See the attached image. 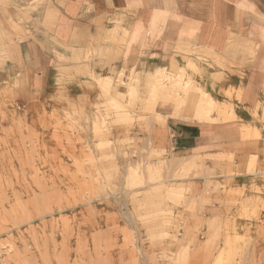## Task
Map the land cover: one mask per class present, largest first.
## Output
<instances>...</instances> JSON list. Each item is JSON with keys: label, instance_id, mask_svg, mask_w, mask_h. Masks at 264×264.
<instances>
[{"label": "rangeland", "instance_id": "1", "mask_svg": "<svg viewBox=\"0 0 264 264\" xmlns=\"http://www.w3.org/2000/svg\"><path fill=\"white\" fill-rule=\"evenodd\" d=\"M8 1L27 21L31 7L42 3ZM6 14L11 20L0 18V264H264V218L253 220L252 234H237L227 222L204 236L209 223L197 217L200 200L189 182L200 165L174 157L164 124L155 123L163 119L154 113L158 101L179 108L176 100L185 98L169 69L165 79L162 71L97 74L90 57L75 53L69 69L61 63L55 69L50 89L34 91L29 76L11 67L8 26L16 23ZM173 72L202 87L197 62ZM104 76L107 88L98 80ZM161 83L173 101L152 107L149 94Z\"/></svg>", "mask_w": 264, "mask_h": 264}, {"label": "crops", "instance_id": "2", "mask_svg": "<svg viewBox=\"0 0 264 264\" xmlns=\"http://www.w3.org/2000/svg\"><path fill=\"white\" fill-rule=\"evenodd\" d=\"M30 10L28 22L0 0V18L11 20L9 11L16 23L8 26L11 67L34 91L50 89L55 69H69L75 53L90 57L97 74L174 75L189 60L199 64L202 87L187 76L194 90L179 108L158 101L163 119L155 123L164 124L174 157L200 165L189 182L197 217L209 223L204 236L227 222L252 234L253 220L264 218V0H42ZM200 91L217 102L210 120L194 117Z\"/></svg>", "mask_w": 264, "mask_h": 264}, {"label": "bare ground", "instance_id": "3", "mask_svg": "<svg viewBox=\"0 0 264 264\" xmlns=\"http://www.w3.org/2000/svg\"><path fill=\"white\" fill-rule=\"evenodd\" d=\"M162 75L165 79V76L167 74L165 75V71H162ZM170 76L173 77L172 79H173L174 83L179 82L181 84L182 92L185 94V97L189 94V92L191 90H194V88H193L194 86L191 85V81L189 79L188 80L186 79L188 77H186L184 79V81H182V80L179 81V79L177 77H180V78H182V77L180 75H178V73H176L174 75H170ZM108 79H109V77L104 76V77H99L98 80L103 82L102 84H103L104 88H107L110 86V80H108ZM164 87H166V85L164 83L157 84L155 87L153 86V89H152L153 91L151 90V92L149 94V99L151 100V102L153 104L152 107L154 106V104L156 103L157 100L173 101V99L171 97H168L169 95H171L170 93H173V92H170L169 90L167 91L166 89H164ZM195 89L197 90V88H195ZM200 93H201V96H200V99L197 102V105L195 107L194 117L197 120H208V119L210 120V118H211L210 116L212 115V113L217 110V102L210 99L203 91H200ZM176 102H177V105L183 104L181 98L177 99ZM218 111H220V110H218ZM183 118H185V117H183ZM223 119H224V117H223Z\"/></svg>", "mask_w": 264, "mask_h": 264}]
</instances>
